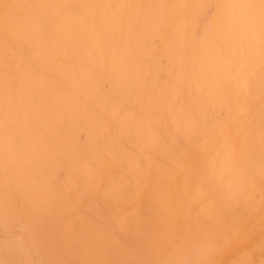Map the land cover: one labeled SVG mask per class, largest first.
Listing matches in <instances>:
<instances>
[{"label": "bare ground", "instance_id": "6f19581e", "mask_svg": "<svg viewBox=\"0 0 264 264\" xmlns=\"http://www.w3.org/2000/svg\"><path fill=\"white\" fill-rule=\"evenodd\" d=\"M211 6L197 32L198 17ZM238 109L239 127L225 134L233 150L215 149L194 182L197 189L211 178L232 184L215 193L223 206L264 173V0H0V225L38 220L42 228L32 232L41 235L67 208L123 210L120 198L139 189L132 179L163 154L168 132L179 131L180 140L158 168L153 190L178 166L197 120L216 128L225 110L235 116ZM61 171H79L78 181ZM259 178L253 189L264 191ZM260 201L251 224L264 229V194ZM91 213L90 223L100 224L102 214ZM246 247L264 264V231Z\"/></svg>", "mask_w": 264, "mask_h": 264}, {"label": "rangeland", "instance_id": "374dc122", "mask_svg": "<svg viewBox=\"0 0 264 264\" xmlns=\"http://www.w3.org/2000/svg\"><path fill=\"white\" fill-rule=\"evenodd\" d=\"M212 8V6L206 8L198 17V24L196 26L197 32H200L202 27L206 25L204 23L205 21L208 23L207 16L212 14L214 10V8L213 10ZM157 41L158 39H156V42ZM162 62L164 63L165 61L162 60ZM249 85L253 86L250 83ZM235 113V116L236 118L238 116V119L234 118L235 116L233 113L228 114L226 110L224 115L221 114V117L219 119L222 120L219 121L218 119L217 121L224 123V128L223 126H219L221 123L218 124L216 122L215 124H217L216 126L218 127H214V129L212 127L215 125L204 124L203 122L197 120L195 122L196 125L192 126L193 129L189 132V136L191 135L193 140L190 137H188L190 138V141L186 140V142L189 141L192 143H187L189 145H185L186 148L184 147L185 150L183 149V152H185L182 153V159H180V161L178 160V166H175L173 168V171H170L171 174L169 173V175L164 178V180L166 181L163 180L164 183H162V187L161 189H159L160 191L153 190V188L156 186L153 185V179L157 174L158 168L160 167L162 161H164L171 155L173 151L172 147L176 146L179 143L178 141L180 140L177 137L180 136L179 131H173L174 133H172V131L168 132L166 135L168 136V138H166L167 140H164L165 144L163 145L167 147V150L163 148L161 150L163 151V154L161 153L154 158L152 157L153 161L150 160L147 165V170L145 171L146 174H144L146 177L142 178L141 176L144 175H140V177H137V179H132L133 186L138 182L136 184L137 188L139 186V189H137L138 191L136 190V192L135 190H131L129 194L123 195V198H125L127 201L120 198L121 200H123V202H121V204H123V210L119 209V207L117 209L116 207L115 209H113L115 212H111L112 215H109V213H98L99 215L102 214L101 216L103 217V220L100 222V224H94V222L92 221L90 223V220L87 218L90 217L89 214L91 212L86 211L87 208L85 206H80L78 211H76L77 207H75L76 209L67 208L66 210H63V212L59 214L60 218H58V222H56L55 224L53 223L54 225H51V228L48 226L47 230L49 229V231H40L41 235L40 233L39 235L33 233L35 232L34 229H39V227L42 228L41 226H37V224L40 225V221L38 220H32L30 222L32 224L28 222V224L23 227L18 225H15L13 227H5L0 225V262H2L0 264H240L239 262L242 260L243 263L241 262V264H258L253 260L254 250L246 246L252 243L255 235H259L264 231L259 223V225H253V223L251 224L253 220H258L257 215L260 208V199L262 200L264 191L261 190V187H258L261 185L259 184L260 180L258 181L257 179L259 178V176L264 175V173L258 175L250 183V186L248 185V189H245L246 193L244 191L245 194L241 195L243 197L238 196L237 198H241L239 200H237V198L235 199L234 202L238 201L236 202L238 204L237 206L234 202L232 203L233 205L231 203H227L223 206L215 197V193H218V191H220L218 190L220 187L228 186L227 188H229L232 186V184H229L221 179L212 180V178L203 182V185L200 187V189H197V186L195 184L197 175L202 168V164H204V162L208 158H210L211 153L214 154L217 150L222 149L221 147L227 146L228 148L233 150V141L232 139H228L225 134L232 127H234L235 124L239 127L238 122L241 120V111L238 109V111H236ZM226 115H229L230 118ZM208 125H210L209 129H207ZM223 130H225V133L223 132ZM236 134L237 132H235V135ZM223 137H225V139ZM81 138H84V134L81 135ZM220 138L227 140L224 142L228 145L224 146L225 143L223 142L220 144H223V146H220L219 143L222 141ZM169 141L171 144L169 143ZM167 144L168 146L170 145V147H168ZM215 149L217 150L215 151ZM88 157L89 152H85L83 154L82 165L87 162ZM153 167L155 168V170L153 169ZM110 171L113 175L116 174L114 169H110ZM27 172L29 174L33 173V171L31 170H28ZM66 173L67 172L65 171L60 172V174H62L61 176H64L65 179H69L74 182L78 181L80 174L79 171H69L67 174ZM211 180L212 182L209 183V181ZM221 181L223 183H221ZM214 183L215 186H213ZM142 184L144 187L142 186ZM255 184H259L258 186H256V188H258V191L253 189V187H255ZM210 187H217V189L214 190V188L211 189ZM259 189L262 191V195L260 194L262 197L256 194L260 191ZM255 191V194L257 196H254L253 194ZM212 193L214 195H212ZM181 194H184V196H181L182 198L180 197ZM200 195H202V197ZM249 195L251 198L249 197ZM211 196H213V198ZM258 196L260 197V199L256 200V197L259 198ZM196 198L198 199V201ZM252 198L253 201L251 200ZM157 199L159 200L156 201ZM211 200L212 203H210ZM241 200L244 202V207ZM152 201L154 202L152 203ZM187 201L189 206H187ZM204 202H206V206L204 205ZM248 204L251 205V208L248 207ZM257 204L258 206H256ZM124 205H128L129 207H125ZM232 206H236L235 209L238 213L235 209H233L232 211ZM203 207H205L204 209L206 210V212L204 210V214ZM240 207L241 209H239ZM229 208L231 210H229ZM253 209L254 212H256L255 214L251 213ZM167 210L168 212H165ZM225 210L227 212V215L224 214ZM151 211L154 212L151 213ZM215 211L216 214H214ZM245 211L248 214H246ZM197 212L200 217L198 216ZM236 213L240 214V216H235ZM98 214H96V212H93L91 213V216L98 217ZM144 214L145 217H142L141 215ZM166 215H168V217ZM204 216L207 217L204 218ZM250 216H252L253 219ZM106 217H109V219L107 218L108 221L106 220ZM129 218H131L132 220L130 221ZM147 218L149 219L148 221ZM135 219L137 220L135 221ZM237 219L240 224L235 221ZM138 220L140 223L138 222ZM35 221L38 222L35 223ZM86 222H88V224L90 225L84 227ZM109 222H111V224ZM255 222L257 223L256 220ZM234 223H238L240 226L236 224L235 226H237L238 228H235L234 225H231ZM80 224H82L83 226ZM134 225H136L137 227ZM142 225L146 226V228L143 227V230H138ZM254 227L256 229H254ZM85 229L86 231H84ZM250 229L252 230V232L250 231ZM91 230L96 232V234H94V232H92ZM138 231L141 232L139 233ZM227 231H229V233ZM101 233L103 235L99 238ZM240 238L243 242H241ZM236 239L238 241H236ZM236 243L237 246L234 245ZM240 248L243 250L241 251ZM249 253H251L252 255ZM37 254L41 255L40 258ZM244 255H247V257ZM52 256H54L56 259ZM237 259L238 261L240 259V261H236ZM257 259V261L259 262L263 261V259H259L258 257ZM4 260L6 261L5 263Z\"/></svg>", "mask_w": 264, "mask_h": 264}]
</instances>
